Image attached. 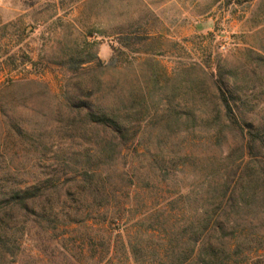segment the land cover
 Returning <instances> with one entry per match:
<instances>
[{"label": "rangeland", "instance_id": "obj_1", "mask_svg": "<svg viewBox=\"0 0 264 264\" xmlns=\"http://www.w3.org/2000/svg\"><path fill=\"white\" fill-rule=\"evenodd\" d=\"M251 127L264 132V0H0V178L41 189L4 216L0 264H133L121 241L137 218L179 226L220 212L222 184L257 166L264 178ZM251 229L263 236L250 247H264V219ZM89 236L118 254L91 257Z\"/></svg>", "mask_w": 264, "mask_h": 264}, {"label": "trees", "instance_id": "obj_2", "mask_svg": "<svg viewBox=\"0 0 264 264\" xmlns=\"http://www.w3.org/2000/svg\"><path fill=\"white\" fill-rule=\"evenodd\" d=\"M19 60L24 64L36 65L29 55L23 54ZM86 62L89 61L83 63ZM218 91L226 116L232 124L244 130L236 113L235 103L230 99V89L218 85ZM88 114L95 122L121 133L125 131L118 118L105 112L89 111ZM257 142H260L264 149V132L251 127L248 131V146L251 148L253 143ZM262 168L263 166H257V169H252L233 186L227 185L229 183L222 184L227 198L219 199L220 212L197 209L179 226L175 222L170 223V213H152L150 216L153 222L143 230L142 227L146 226L149 217L137 218L133 239L121 241L123 254L127 260L131 259L133 264H264V247H250L252 241H257L263 236L259 231L251 229L257 221L264 219V215L259 214L260 206L264 204V178L260 172ZM5 176L6 174H3V178H0V231L3 229L6 214L18 209H29L31 201L37 199L41 192L38 185L23 187L18 183L8 182ZM106 200L107 203L111 201L109 196ZM89 216H103L100 222H107L110 215L107 212L90 211ZM89 216L86 219L90 218ZM148 230L156 234L152 236L150 243L145 235ZM87 238V244H90L88 253L91 257L97 254L98 246H101L106 254H118L119 245H114L107 237ZM106 264L132 263L109 259Z\"/></svg>", "mask_w": 264, "mask_h": 264}]
</instances>
